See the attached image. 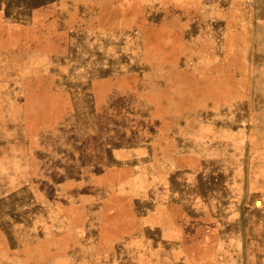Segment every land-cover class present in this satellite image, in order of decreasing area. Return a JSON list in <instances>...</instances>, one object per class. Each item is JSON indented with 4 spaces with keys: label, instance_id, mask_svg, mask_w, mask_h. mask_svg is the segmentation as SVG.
<instances>
[{
    "label": "rangeland",
    "instance_id": "374dc122",
    "mask_svg": "<svg viewBox=\"0 0 264 264\" xmlns=\"http://www.w3.org/2000/svg\"><path fill=\"white\" fill-rule=\"evenodd\" d=\"M0 264H264V0H0Z\"/></svg>",
    "mask_w": 264,
    "mask_h": 264
}]
</instances>
